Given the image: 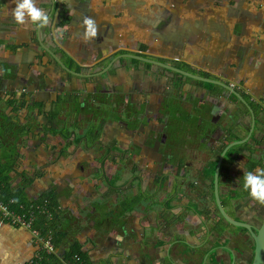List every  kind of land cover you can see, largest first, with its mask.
I'll return each mask as SVG.
<instances>
[{"label":"crops","instance_id":"crops-1","mask_svg":"<svg viewBox=\"0 0 264 264\" xmlns=\"http://www.w3.org/2000/svg\"><path fill=\"white\" fill-rule=\"evenodd\" d=\"M50 1L35 0L37 7L44 9L50 19V27L41 28L39 38L53 52L57 51L59 53L57 56L64 55L63 61L67 56L81 64L104 58L107 54L104 53L105 49L101 48L104 47L103 44L112 45L113 37L122 36L116 34L119 31L118 26L115 33L112 25L107 23L111 33L115 34L104 35L107 30L98 27L97 37L85 42L83 17H91L97 25L101 24V21L96 20L97 10L94 11L90 6H93L95 1L62 0L61 5L59 0H55L57 6L54 10L49 4ZM178 1H173L176 8ZM114 2L119 3V0ZM16 3L17 0H0V164L13 162L15 172L10 173L11 181L8 186L10 191L23 188L26 200L37 203L41 201L38 198L43 192L47 190L55 192L58 215L52 224L53 243L61 256L67 253L71 246L79 247L86 259L85 263L82 260V264H212L211 260L196 259V254L199 250V254L203 255L209 247L218 244L217 234L213 235L212 230H227L228 225L222 220L215 229L210 225L211 217L207 215V218L203 219L202 214L206 215L210 210L207 199L209 197L202 198L203 195H208L204 184L210 174L209 164L223 147L225 139L240 138L247 133L250 114L246 106L232 99L231 95L226 97L225 90H222L221 94V89L214 86L196 82L200 85V91L197 89L195 92L196 80L185 81L180 76L173 77L169 72L158 73L163 76L156 80L159 83H153L144 76L140 77L137 70L126 75L123 79V92L127 93L130 103L134 106L142 104L139 107L135 106V111L140 117L128 121L127 128H130L129 124L133 125H131L133 129L140 128L139 130L143 132L140 135L142 144L145 145H151L154 139L161 138L159 149H154L155 144L151 145L153 155L156 154L154 158L151 154L149 156L143 153L145 148L139 144L140 150L137 152L139 154L135 156L136 164L131 166L136 169L132 172L138 171L141 177L146 178L149 170L153 168L155 173L157 165L159 167L163 165V169L168 173L161 188L144 179L143 192L153 189L155 194L149 197L147 193L148 196L141 197L132 211L119 216V199L137 196L140 188L132 181V174L129 173L131 168L128 171L111 172L120 162L114 158L118 147L116 149L109 142H103L102 132L110 124L112 129L115 126L123 129L119 118L117 122L107 124L106 121L99 122L98 141L90 148L83 147V153L68 151L75 141H72V137L66 140L62 135L63 131L69 132L71 136L74 130L71 131L70 128L80 127L81 121L74 117L78 115L77 113H85L88 104L85 105L83 100H78L79 103L71 105L69 92L76 90L77 82H72L67 72L59 69L52 56L40 47L35 25L30 22L23 25L15 22L12 13ZM63 6L65 9L67 7L78 9L76 12L78 17L74 13L73 16L69 15L72 17L70 22L65 21L63 18L67 16H61ZM222 22L227 23L226 20ZM130 31L131 28L128 27L125 32ZM127 37L130 38L128 35ZM127 37L125 40H128ZM182 37L179 38L180 41L184 39ZM188 41L186 38L185 44ZM190 45L193 46V43ZM189 48L192 50L185 49L176 57L168 56L206 69L205 59L210 56L208 53L211 50L207 47V55L201 57L194 47ZM128 49L130 48L117 46L111 48L109 53L118 50L132 53ZM200 49L199 51H202V48ZM248 57L238 67L245 68L239 74L238 85H243L244 79L250 80L256 86L253 87L254 91L264 92V69H260L256 65L257 62H247ZM50 72L52 74H49ZM168 80L175 82L176 88L173 94L163 97L162 92L166 86L171 87ZM223 81L227 80L223 78ZM204 91L208 94V99L197 102V97L200 99ZM188 94H191L190 98ZM217 95L221 97L216 98ZM138 97H142V100H138ZM36 103H42L45 113L55 112L56 115L50 118L38 112ZM51 104L54 106L57 104L61 112L70 104L71 111L78 112L73 117L68 115L70 120H62V115L59 116L55 108L49 109ZM232 118L237 124L229 126L230 124L226 122ZM256 118L255 132L247 149L249 146L258 145L260 140L264 139L263 122L258 119L259 117ZM76 132L75 136L80 135L78 130ZM129 133L131 132L111 131L112 138L118 136L121 138ZM57 137L62 139L61 148L53 154ZM66 143L68 145L65 147ZM244 149H236L229 158L234 155L239 157V154L245 152ZM259 150L264 154V147H260ZM91 151L97 152L96 156L90 158ZM51 155L54 160H49ZM204 157L208 158L202 162L200 159ZM180 164L185 171L178 174ZM21 173L31 178L29 183H24ZM106 179L112 182L113 186H118L117 192H109L111 189L107 186ZM202 181L204 184L199 185L205 188L199 191L197 183ZM193 182L198 186L196 191L191 187ZM125 187H131L132 194L128 197L121 196ZM190 192L194 195L192 194L193 198L187 199V202L191 201V206L195 204L200 215L194 214L190 208L182 204V200L184 197L186 199ZM171 193L173 195L170 205L166 196ZM178 194L184 197L179 198ZM163 197L166 199L163 200ZM111 209L116 213L112 214ZM201 243H205V246L201 247ZM196 248L197 253L193 254L191 250ZM38 253L39 247L29 230L12 226L0 216V264H41V260L51 264L57 262L53 256H43L38 261L36 260Z\"/></svg>","mask_w":264,"mask_h":264},{"label":"rangeland","instance_id":"rangeland-1","mask_svg":"<svg viewBox=\"0 0 264 264\" xmlns=\"http://www.w3.org/2000/svg\"><path fill=\"white\" fill-rule=\"evenodd\" d=\"M94 1L93 6H90L94 11L97 10L96 20L101 21V24H99L98 27L107 30L104 35L115 34L117 26L119 31L116 34L122 35L121 37H113L112 45L110 43L109 45L104 43V47H101L105 49L104 53L109 52L111 48H116L117 46L118 48L125 47L138 50V45L140 43H145L146 46H148L147 51H150L152 54L176 57L178 54L181 55L183 50H192L189 47H194V50H197V53H200L202 57L207 55L206 50L209 48L211 52L208 53L210 56L205 59L206 69L214 72L215 74L213 75L221 78L223 77L224 80H227L228 83L232 84L231 86L250 94L252 100L258 102L264 110V92L254 91L253 87L256 86L253 81L244 79V84L241 86L238 85L240 83L239 74L245 69L244 67L238 69V67L240 64H243L246 57L249 56L246 60L247 62H257L256 65H258L260 69H264V0H179L178 8L174 6V0H119V3H115L114 0ZM77 10H74L71 7L65 9L63 6L61 16H73L75 13V16L78 17L76 14ZM90 14L91 8L88 10V15L90 16ZM254 17L255 20H253ZM222 20H226L227 23L223 24ZM174 21H177V23L174 24ZM107 23L112 25L115 33H111L110 26ZM48 27H50V24ZM128 27L131 28V31L126 33L125 31ZM127 35L130 36V38L127 37ZM126 37L128 40H125ZM172 37H175V39ZM181 37L184 38L182 41L179 40ZM186 38L189 40L187 44H185ZM191 42L193 43V46L190 45ZM199 47L202 48V51H199L201 50ZM196 63H198V58ZM124 64L125 65H123L122 61H119L114 67L113 74L104 73L103 75L92 77L84 82V84L80 79L75 77H72L71 80L72 82H77L75 89L78 90L76 91V94L79 96V100H83L88 104L85 113H77L78 117L75 116V118H79L81 121L79 125L80 127L76 129L78 130V133L81 132V127L84 129L90 123L97 125L99 122L106 121L107 124V122H117L118 118L119 123L123 127V129H118L115 126L112 129L110 124L108 127H105L102 132L103 142H109L111 146L114 145L116 149L117 147L119 149H117V152L115 151L116 155H114V158L116 161L120 162L112 168V171L110 170L111 172H115V170H119L120 172H123V170L128 171L133 164H136L135 156H138L137 154H139L137 153L140 150L138 148L139 144L142 145V136L140 137V135H142L143 132L139 130L140 128L133 129V127H131L132 124H129V129L127 128L128 121L130 122L134 117L140 116L138 112L134 110V106L131 107L127 104L128 102H124V98H128V95L125 96L126 93L123 92L122 89L124 85L123 79L126 75H130V72L133 70H137L136 72L140 73V77L144 76V78L150 79L153 83H159L156 80H158L159 77H163L158 74L163 71H160V69L156 67H151L154 70H138L141 69L139 67H143V65L132 63L129 60H126ZM49 74L52 73L50 72ZM167 82L171 87L166 84V89L162 92L164 97L173 94L176 88L175 82L171 80H168ZM194 86L195 92L198 90L200 91V85H198V83H195ZM104 89L105 92L103 91ZM106 92L108 93L107 95H105ZM220 92L221 94L223 93L222 90ZM203 94L204 95H200V99L197 97V102L202 100L206 101L208 99L206 91H204ZM190 95L188 94L189 98ZM220 97L221 96L218 95L216 96V98ZM128 99L130 100V98ZM138 100L141 101L142 97H138ZM260 100L262 101L259 102ZM72 104L73 103H71V105ZM136 105L137 104H135V106ZM54 108L57 110L59 116L62 115V120L65 119L66 121L70 120L68 115L71 116L75 114V112H78L71 111L70 104H67V109L63 112H61V109L57 104L55 106L51 104L49 107V109ZM80 110L82 109L80 108ZM154 114L156 115V113ZM111 115H113V117H111ZM57 116L55 118H57ZM111 118L113 119L112 121ZM258 119L263 121L264 115L259 116ZM235 121L236 120L232 118L231 121H227L226 123L230 124L229 126H232L237 124ZM60 126H62V123ZM92 130L93 128H91V131ZM112 130L131 133L124 134L121 138L119 136L112 138ZM134 136L135 138H133ZM61 140V138L57 137V142L54 143L53 154H56L61 148ZM51 141L52 140H50V142ZM131 148H133V150ZM82 150L83 147L81 145L77 147L72 145L68 148V151L71 153L76 151H78V153H83ZM96 154L97 152L91 151L90 158L91 156H96ZM241 156L242 154H239V159L242 158ZM78 157L79 156H76V158ZM207 158L208 157H204L200 160L205 162ZM54 159L55 158L52 155L49 157V160ZM242 160H240L238 167L244 165V159L242 158ZM212 164L213 162H210L211 168L209 172H211ZM234 169L231 170V173ZM236 172L237 170L234 173ZM197 184L203 185L204 182L202 181ZM232 186L233 184L230 181L222 182L221 190L225 193L227 190L231 189ZM115 188L117 189L118 186ZM127 188L128 187L122 189L123 194L121 196L128 197L132 194L131 187ZM148 191L153 193L154 190L149 189ZM192 194L193 192H190L186 199L184 197L182 204L190 203L191 207V201L187 202V199L190 200L193 198L194 194ZM207 194H209V191H207ZM164 199L165 198L163 197V200ZM250 202V205L254 210L264 208V206L256 203L252 199ZM169 204L171 205L170 202ZM192 206H195V204H192ZM110 211L112 214L116 213V211H113L112 209ZM202 216L203 219L207 218V214L205 215V213L202 214ZM226 225L234 227L228 223Z\"/></svg>","mask_w":264,"mask_h":264},{"label":"flooded vegetation","instance_id":"flooded-vegetation-1","mask_svg":"<svg viewBox=\"0 0 264 264\" xmlns=\"http://www.w3.org/2000/svg\"><path fill=\"white\" fill-rule=\"evenodd\" d=\"M59 3L62 4L63 3L62 0H59ZM49 4L53 7V10H54L55 6H57V2L55 0H51ZM71 18H72L71 16L67 15V17H64L63 19L67 22L68 21L70 22ZM140 45L144 46V48H140ZM128 50H130V52H132L133 54L149 58V59L154 60L156 62H161L164 65H169V66H172L174 68L195 74L197 76H201L203 78H211L214 80H222L223 81V78L216 76V75H213V72H211L210 70L208 71V70L204 69L203 67L190 65L186 61L171 58L168 55H161V54H154V53H153L154 54L153 55L150 51H147L148 46H146L145 43H140L138 45V50H135V49L134 50L128 49ZM54 52L56 55L59 54L55 50H54ZM126 53L127 52H124L121 50H118L117 52H113V53L107 52V53H105L107 55L104 58H99V59L94 60V61L92 60V61H89V62L84 63V64H81L80 62L74 60L73 58H70L69 56H67V59H65V61H63V59L65 57L64 55H60V56H58V58L63 62V64L65 66L67 65L69 67L68 69L72 70L73 72L82 74V76H76V75L69 73L71 76H69L68 78H70V77L71 78L72 77L78 78L84 84V82H86L88 79L95 77L94 74L99 73L115 57L126 54ZM126 60H129L132 63H139V64L143 65L144 68L139 67V68H141L140 70H146V69L154 70L152 68L156 67V68L160 69V71L172 73L173 77L174 76H180L181 79H184L185 81H189V82H192V80H193V79L191 80V78H187V77L178 75L175 72L166 70L165 68H163L159 65L149 64V63H145V62H142L139 60L126 58V57H121L119 59L116 58L111 63L110 67L106 70L105 73L113 74L114 67H115L116 63L119 61H122L123 65H125L124 63ZM55 64L57 65L58 68H61L56 62H55ZM62 70H64V69H62ZM147 71H149V70H147ZM219 78H221V79H219ZM193 81H195V80H193ZM196 82L206 84V83H203V82H200L197 80L195 81V83ZM207 84H209V83H207ZM231 87L233 89H235L241 95L242 98H243V96L241 93L247 95L249 97V99L252 100V97L250 94L243 92L240 89L235 88L233 86H231ZM220 89L224 90L223 88H220ZM103 91L105 92V89ZM107 94L108 93L106 92L105 95H107ZM125 96H127V93L125 94ZM69 99H70L71 103H73V104L78 103L79 96L76 94V90H71L69 92ZM232 99H234V98H232ZM57 100L58 99H56V101ZM67 101L69 103V100H67ZM252 101L254 102V100H252ZM261 101L262 100H260L259 102H261ZM124 102H128L127 104H129V106H131V107L134 106V104L130 103V101L127 97L124 98ZM239 103H241V102H239ZM254 103H257L260 106L261 112H259L256 115L253 113L255 116V122H254V127H253V130L251 132V135H250V137L247 138V140L244 143L239 144V145H234L227 150L225 156L222 159L219 170H218V181H217L218 195H219V198L221 200V205H222L225 213L232 219H235L237 221L249 224L251 226V228L253 229V231H255V229L258 228L259 225L261 224V222L264 220V208H260L259 210L252 209V206L250 205L251 199L248 195V192L243 190V174L245 172H249V171L255 172V170L257 168H263L264 167V154L262 151L259 150L260 147H264V139H261L258 145L249 146V148L247 149V145H249V141H251V137L253 136V134L255 132L256 122H257L256 117L264 115V110H263L262 106L258 102H254ZM84 104L86 105L87 103H84ZM139 105L141 106L142 104H137L136 106L139 107ZM134 110H135V108H134ZM75 113H77V112H75ZM74 115L75 114H73L71 116L73 117ZM111 117H113V115H111ZM262 122L264 125V120ZM89 125L94 126L92 131H91V128ZM250 125H251V115H250L249 128L247 129V133L245 134V136L240 137V138H233L232 137V138H229V140L225 139L226 141H225V143H223L224 144L223 147L221 148V150L218 153H216L214 155L215 157L211 160L213 162L212 169H211L210 174H208V178L206 180V183L204 184V186L207 187V191H209V194L203 195L202 198L205 197V199H206L207 196L209 197L207 199H208V203H210V210L207 213V215L209 216V218L211 217L210 219H212L213 224H210V225H212V227L215 229L218 228V224H220L222 222V220L225 223H226V220L219 213V210H218V208L215 204V201H214V196H213V173L214 172H213V169L215 168L216 161H217L221 151L231 142L245 138L247 136L249 130H250ZM73 130H74V132L71 133L70 137H72V141L73 140L75 141V143L73 144V146H75V147L81 145L82 147L90 148L94 143H96L98 141V131H99L98 125H94L93 123L88 124L84 129L83 128L81 129L80 135H78V136H75V133H77L76 127H75V129H73V128L71 129V131H73ZM76 139H78V140H76ZM160 140H161V138H158L156 140L154 139V141L152 143L153 146L155 144L154 149L160 148V146H161ZM151 145L142 144L141 146L143 148H145V152H143V153H147L149 156L151 154L152 157L154 158V157H156V154L153 155V151H152L153 146H151ZM238 148H242V149L245 148L244 149L245 152H243V154L241 156L244 159V162H243L244 165H242L240 167H238V166H239L240 160H242V158L239 159L238 155H234L232 158H229V156L232 155L236 151V149H238ZM255 148H257V149H255ZM154 163H155V160H154ZM235 166H236V168H235ZM210 167L211 166L209 164V169H210ZM163 168H164L163 165H160V167H159V165H157V171L155 173L153 172V168H152V170H149V171L147 170L148 174L146 175V178L141 177L140 174H138V171H137V173L132 172V170L134 171L136 168L130 169L131 171L129 173L132 174V176H131L133 178L132 181L133 182L135 181V184L138 185V188L140 186V188L138 189L139 191H137V192H139V194H144V196H142V197H147L148 195H149V197H151L155 194V190L153 191V193L149 192L148 190H147L148 192H146V193L143 192L142 183H144L143 182L144 179H147L150 183H152V185L156 184V186H158L159 188L162 187V183L165 182L166 174L168 173V171L163 169ZM183 168L184 167L180 164L179 165V171H177L178 174H180L181 171H185V169H183ZM180 169H182V170H180ZM233 169H234V171L231 173V170H233ZM158 170H160L159 173H158ZM236 170H237V172L234 173ZM228 181L232 182L233 186L231 187V189H229L225 193H223L221 190L222 182H228ZM106 184H107V182H106ZM194 185H195V183L193 182V185L191 187L195 191H196L198 186L200 187L199 189H197L199 191H202L201 189L205 188V187H202L200 185H198V186L195 185L196 186L195 187ZM107 186H108V184H107ZM182 190H184V189H181V191ZM147 193H148V195H147ZM168 195L166 197L169 198L168 202H170V199H171V196L173 195V193L168 194ZM178 197L183 198L184 195L180 196L178 194ZM184 206L190 208L194 214L200 215V212L197 210V206H191L190 207V204H188V203H185ZM191 210L187 209V211H191ZM227 228H228L227 230H222V229L221 230H212V231H214L213 235L217 234L218 239H216V241L218 242V244L209 247L207 249V251H205L203 253V255L199 254V252H200L199 250H198V254H196L197 248H196V250H191V252L193 254L197 255L196 259H198V258L203 259L204 258V260H206V259L211 260L213 262L212 264H250L251 260H252V256H253V247H254L253 239H252L250 233L242 227H237V226L228 227L227 226ZM202 246H205V243H201V247Z\"/></svg>","mask_w":264,"mask_h":264},{"label":"water","instance_id":"water-1","mask_svg":"<svg viewBox=\"0 0 264 264\" xmlns=\"http://www.w3.org/2000/svg\"><path fill=\"white\" fill-rule=\"evenodd\" d=\"M40 30H41V28L37 27L36 34H37V40H38V43H39L40 47L44 51H46L50 56H52L54 61L62 69H64L66 72H68L70 74H73V75H76V76H82V74L73 72L72 70L68 69L63 64V62L58 58V56L45 43H43L42 40H40V38H39L40 37V33H41ZM121 57L131 58V59L139 60V61H142V62H145V63H149V64H156V65H159V66L165 68L166 70L175 72L178 75H181V76H184V77H187V78H191L193 80H197V81H200V82H203V83H209V84L217 85L220 88H223L224 90H226V92H227L226 95H225L226 97H228L230 94H232L235 98H237V100L239 102H241L244 106H246V108L248 109V111H249V113L251 115L250 130H249V132H248V134H247V136L245 138L240 139V140H235V141L231 142L219 154V157H218V159L216 161V165H215V168H214V173H213V196H214L215 204H216V206H217V208L219 210V213L226 220V222H228L229 224H231L233 226L242 227V228L246 229L250 233V235H251V237L253 239V243H254L253 256H252V260H251L250 264H264V220L261 222L259 227L256 228L255 231H253V229L251 228V226L249 224L244 223V222H240V221H237L235 219L230 218L225 213V211H224V209H223V207L221 205V200H220L219 195H218V186H217L218 170H219L220 164H221L222 159L225 156L227 150L230 147L234 146V145H239V144L244 143L247 140V138L250 137V135H251V132H252L253 127H254V122H255V116L253 114V111L249 108V106L244 101V99L241 97V95L235 89H233L228 84V82H226V81L214 80V79H211V78H203L201 76H197L195 74H192V73H189V72L174 68V67L169 66V65H164L161 62H156V61L151 60L149 58L142 57V56H139V55H136V54H133V53H126V54H123V55L115 57L113 60H111V62L108 63V65L105 68H103L99 73L94 74V75L97 76V75L104 74L106 72V70L110 67L111 63L116 58L119 59Z\"/></svg>","mask_w":264,"mask_h":264},{"label":"built area","instance_id":"built-area-1","mask_svg":"<svg viewBox=\"0 0 264 264\" xmlns=\"http://www.w3.org/2000/svg\"><path fill=\"white\" fill-rule=\"evenodd\" d=\"M0 216L10 225L31 232L39 247L36 260H41L43 256H53L57 261L55 264H82L79 255L73 254L64 258L58 254L52 239L54 216L47 200L16 204L12 198L0 199Z\"/></svg>","mask_w":264,"mask_h":264},{"label":"trees","instance_id":"trees-1","mask_svg":"<svg viewBox=\"0 0 264 264\" xmlns=\"http://www.w3.org/2000/svg\"><path fill=\"white\" fill-rule=\"evenodd\" d=\"M140 48H144V46L140 45ZM67 68H69V67L67 66ZM62 71H64V70H62ZM67 75L71 76L69 73H67ZM206 85L214 86V88H216V89L220 88L217 85H212V84H207V83H206ZM241 94L244 98V101L247 102L250 109L253 111V113L255 115L258 114L259 112H261L260 106L257 103H254L252 100H250L247 95H245L243 93H241ZM232 98L237 100V98H235L233 95H232ZM35 106L37 107L38 112L44 113V115H46L47 117L51 118L52 116L56 115L55 112L45 113L43 110L42 103H36ZM90 128H94V126H90ZM63 132L64 133L62 135L66 138V140H68V137H70L69 136L70 133L67 131H63ZM78 139H76V140H78ZM67 145H68V143L65 144V147ZM61 151L63 152L64 150H61ZM11 172H15L13 162L8 161L4 164H0V198H2V199L12 198L16 204L28 202L26 200V196H25L23 188H19L14 192L10 191V188L8 186H9V183L11 181V179H10V173ZM21 175L24 178L23 181L25 184L27 182L28 183L30 182L31 178L29 176H27L23 173H21ZM106 182L108 184V187L111 189V190H109V192H112V191L114 193L117 192L118 188L116 189L115 186L112 185V182L108 181V179H106ZM142 196H144V194H138L137 196H135L133 198H124L122 200L119 199V202H118V205L120 208L119 209V216H123V215L129 213L130 211H132L134 206L141 199ZM38 199L41 201L44 199L48 201L49 207L51 208V210L53 212L54 219H56L57 215H58V208H57V201L55 198V192L53 190H47V191L43 192V194ZM73 254L79 255L81 257V259L84 260V263H85L86 259L84 257V254L79 250V247H77L76 245L71 246L69 251L67 253H64V255H62V257L69 258ZM40 263L41 264H51V262L48 263L46 260H41Z\"/></svg>","mask_w":264,"mask_h":264},{"label":"clouds","instance_id":"clouds-1","mask_svg":"<svg viewBox=\"0 0 264 264\" xmlns=\"http://www.w3.org/2000/svg\"><path fill=\"white\" fill-rule=\"evenodd\" d=\"M12 14L15 22L20 25L30 22L38 28H43L50 23L48 13L37 7L35 0H17ZM82 27L85 42L97 37L98 25L93 18L83 17ZM243 190L248 192L253 201L264 206V168H257L255 172L249 171L243 174Z\"/></svg>","mask_w":264,"mask_h":264}]
</instances>
